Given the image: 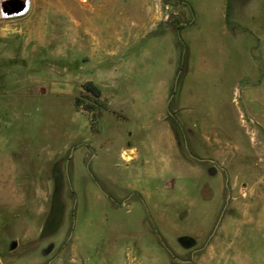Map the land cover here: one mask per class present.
Here are the masks:
<instances>
[{
  "label": "rangeland",
  "instance_id": "obj_1",
  "mask_svg": "<svg viewBox=\"0 0 264 264\" xmlns=\"http://www.w3.org/2000/svg\"><path fill=\"white\" fill-rule=\"evenodd\" d=\"M27 1L0 6V264H264V0H168L179 31L111 65L96 0Z\"/></svg>",
  "mask_w": 264,
  "mask_h": 264
},
{
  "label": "crops",
  "instance_id": "obj_2",
  "mask_svg": "<svg viewBox=\"0 0 264 264\" xmlns=\"http://www.w3.org/2000/svg\"><path fill=\"white\" fill-rule=\"evenodd\" d=\"M96 1L97 2L95 3V9H90V12L94 14H99L98 17L103 21L101 22V24H98L99 26L95 24L92 30L94 31V33L99 31H105L106 36L108 35V33L111 34V44H109L110 50H108L107 42H105L104 39H107L106 36L100 37L95 35V39L93 40V47L95 48L96 54L97 50L104 49V57L108 56V54L111 55V58L108 59V62H103L104 64L109 63L111 65L112 63H114L113 55L118 54V52H116L115 50L126 48L128 45V40H130V38L132 39V34L134 35L133 41H137L141 39L144 34L150 33L154 30H160L161 32L172 30L174 33H176V30L179 31L177 27V20L179 19L177 7L174 6L171 2L168 3V0H164V2H162L163 0H140V4L137 7L136 14L133 12L132 16L129 15L128 10H119L118 13L114 15V11L112 9L114 5L111 0ZM162 3H164V5H169L170 7H173L174 11L169 10V12L164 13L162 11ZM218 5L219 6L217 7V10H210L215 11L217 14L208 15V17L210 18L206 23L198 22L200 16H197L193 12H191L190 15L187 16V18L185 17L186 21L183 19L184 21L179 22L182 27H185L183 28L185 30V34L187 33L188 35L193 36L209 37L214 34L213 32L215 28L217 33L223 34L224 29L226 28L225 14L219 15V13H222L223 8L220 7V4ZM105 6L109 7V14L100 13L105 10ZM221 6L224 5L222 4ZM82 19L83 18H81L80 20ZM212 20L215 21L218 25L213 26L211 23ZM100 25H103L102 28ZM115 43H117V45L115 47H112ZM111 48H115V50H111ZM94 62L98 63L100 61L96 60ZM123 64L126 65V61L124 59L120 61V65ZM104 72L102 71V73ZM111 75L112 76H110V78H114L116 74L115 72H113Z\"/></svg>",
  "mask_w": 264,
  "mask_h": 264
},
{
  "label": "trees",
  "instance_id": "obj_3",
  "mask_svg": "<svg viewBox=\"0 0 264 264\" xmlns=\"http://www.w3.org/2000/svg\"><path fill=\"white\" fill-rule=\"evenodd\" d=\"M82 88L86 91L87 94H89V96H91L93 98L92 103H87L85 104V109L88 110L89 112H94V109L96 108V106L98 105L99 107H103L102 105L99 104L98 100L100 99L101 96V92L100 89L91 81L86 80L83 84H82ZM80 99H77L75 101V105H80Z\"/></svg>",
  "mask_w": 264,
  "mask_h": 264
},
{
  "label": "water",
  "instance_id": "obj_4",
  "mask_svg": "<svg viewBox=\"0 0 264 264\" xmlns=\"http://www.w3.org/2000/svg\"><path fill=\"white\" fill-rule=\"evenodd\" d=\"M1 8L7 11L9 14L17 15L21 14L26 7L23 0H0ZM15 246V241L11 243V247Z\"/></svg>",
  "mask_w": 264,
  "mask_h": 264
},
{
  "label": "bare ground",
  "instance_id": "obj_5",
  "mask_svg": "<svg viewBox=\"0 0 264 264\" xmlns=\"http://www.w3.org/2000/svg\"><path fill=\"white\" fill-rule=\"evenodd\" d=\"M30 3V2H29ZM30 8V6L28 7V1L26 0V11H24V12H27L28 11V9ZM18 15V14H17ZM10 17V16H9Z\"/></svg>",
  "mask_w": 264,
  "mask_h": 264
},
{
  "label": "built area",
  "instance_id": "obj_6",
  "mask_svg": "<svg viewBox=\"0 0 264 264\" xmlns=\"http://www.w3.org/2000/svg\"><path fill=\"white\" fill-rule=\"evenodd\" d=\"M24 1V3L26 4V1L25 0H23ZM26 9V7L24 8V10Z\"/></svg>",
  "mask_w": 264,
  "mask_h": 264
}]
</instances>
